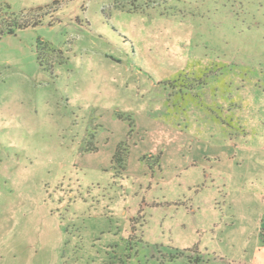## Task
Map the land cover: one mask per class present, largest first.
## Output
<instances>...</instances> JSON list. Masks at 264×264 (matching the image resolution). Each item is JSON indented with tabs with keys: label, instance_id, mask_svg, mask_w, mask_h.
<instances>
[{
	"label": "rangeland",
	"instance_id": "obj_1",
	"mask_svg": "<svg viewBox=\"0 0 264 264\" xmlns=\"http://www.w3.org/2000/svg\"><path fill=\"white\" fill-rule=\"evenodd\" d=\"M4 4L0 264H264V0Z\"/></svg>",
	"mask_w": 264,
	"mask_h": 264
},
{
	"label": "trees",
	"instance_id": "obj_2",
	"mask_svg": "<svg viewBox=\"0 0 264 264\" xmlns=\"http://www.w3.org/2000/svg\"><path fill=\"white\" fill-rule=\"evenodd\" d=\"M51 12L50 8L31 9L28 11H13L9 4L0 6V17L3 18V24L0 27V36L4 34H15L18 30L39 26L44 17ZM88 150H94L89 148ZM128 149L120 146L117 154L125 155ZM123 158V157H121Z\"/></svg>",
	"mask_w": 264,
	"mask_h": 264
}]
</instances>
